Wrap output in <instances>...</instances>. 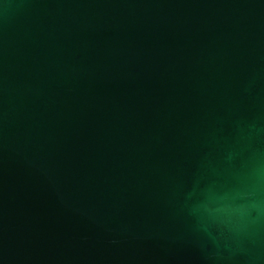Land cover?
<instances>
[{"label": "water", "instance_id": "water-1", "mask_svg": "<svg viewBox=\"0 0 264 264\" xmlns=\"http://www.w3.org/2000/svg\"><path fill=\"white\" fill-rule=\"evenodd\" d=\"M0 264H264V0H0Z\"/></svg>", "mask_w": 264, "mask_h": 264}]
</instances>
